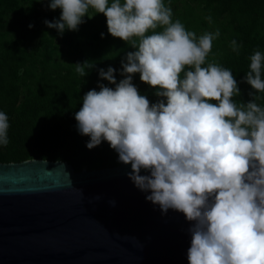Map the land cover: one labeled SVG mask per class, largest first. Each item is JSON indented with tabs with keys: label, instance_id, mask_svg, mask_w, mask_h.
Returning <instances> with one entry per match:
<instances>
[{
	"label": "clouds",
	"instance_id": "obj_1",
	"mask_svg": "<svg viewBox=\"0 0 264 264\" xmlns=\"http://www.w3.org/2000/svg\"><path fill=\"white\" fill-rule=\"evenodd\" d=\"M48 6L61 10L58 20L44 22L59 34L78 31L84 17L95 16L91 9L106 17L109 35L134 49L121 61L119 83L114 68H101L100 79L114 87L99 84L83 96L75 120L89 138L86 147L107 142L118 162L131 166L128 177L149 193L147 201L162 214L184 215L191 224L188 264H264V107L255 95L264 93V54L251 55L244 77L252 99L235 102L241 93L231 70L207 61L219 29L197 36L173 21L164 0H49ZM230 46L239 52L236 40ZM73 66L85 77L95 64ZM137 73L155 89L156 103L139 93ZM8 128L0 112V146L9 143Z\"/></svg>",
	"mask_w": 264,
	"mask_h": 264
},
{
	"label": "trees",
	"instance_id": "obj_2",
	"mask_svg": "<svg viewBox=\"0 0 264 264\" xmlns=\"http://www.w3.org/2000/svg\"><path fill=\"white\" fill-rule=\"evenodd\" d=\"M164 3L171 7L173 21L180 20L197 36L219 29L207 61L215 60L231 70L241 93L233 100L247 104L253 89L243 81L250 57L255 51L264 54V0ZM48 4L49 0H0V112L7 115L9 123V143L0 146V163L63 161L76 172L119 166L118 154L107 142L92 150L86 147L89 138L79 134L75 113L89 90L99 91V84L114 87L100 79L99 69L114 68L117 83L124 78L121 61L134 49L109 35L106 17L91 9L89 15L95 16L84 17L78 31L59 34L44 23L58 20L61 14L60 9L50 10ZM232 40L239 46L238 53L230 46ZM85 61L95 67L86 69L88 74L81 77L73 65ZM133 83L150 103L158 101L155 89L142 83L138 73ZM255 95L256 103L264 107V93Z\"/></svg>",
	"mask_w": 264,
	"mask_h": 264
},
{
	"label": "water",
	"instance_id": "obj_3",
	"mask_svg": "<svg viewBox=\"0 0 264 264\" xmlns=\"http://www.w3.org/2000/svg\"><path fill=\"white\" fill-rule=\"evenodd\" d=\"M130 172L0 163V264H188L191 224L162 214Z\"/></svg>",
	"mask_w": 264,
	"mask_h": 264
}]
</instances>
